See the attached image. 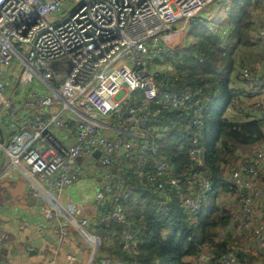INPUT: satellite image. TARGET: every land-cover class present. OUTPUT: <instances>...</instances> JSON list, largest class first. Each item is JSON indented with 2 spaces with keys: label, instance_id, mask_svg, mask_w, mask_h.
<instances>
[{
  "label": "built area",
  "instance_id": "1",
  "mask_svg": "<svg viewBox=\"0 0 264 264\" xmlns=\"http://www.w3.org/2000/svg\"><path fill=\"white\" fill-rule=\"evenodd\" d=\"M215 1L0 0V163L25 176L43 200V218L65 219L57 227V240L73 232L84 239L88 247L85 264H95L100 239L86 230L89 221L79 217L81 208L64 207L60 199L62 191L81 174L78 158L96 160L93 153L98 150L96 161L102 168L135 159L142 165L145 149H149L154 157L146 185L164 200L158 202L160 210L169 200L170 189L191 220L208 204L212 183L202 171L200 139L206 107L202 90H161L158 79L162 72L147 66L145 54L152 49L149 45L157 42L154 48L174 47L180 30ZM180 20L186 25L176 29ZM260 70V63L240 68L256 110L264 103ZM37 83L42 88L36 87ZM19 85L29 88L25 89L26 100L15 107L14 93ZM152 108L177 110L186 117L182 131L190 134L191 172L182 181L174 176L171 161L157 152L155 140L163 134L151 126ZM261 126L263 136L251 146L249 161L226 165L224 176L243 215L238 221L240 232L248 239L243 249L253 254V247L264 250V201L259 185L264 177V120ZM110 190L111 205L101 209L95 220L103 226L124 223L120 236L116 229L105 228L112 264H138L132 258L141 226L127 219L119 203L131 192L122 186ZM221 195V191L216 195L217 201ZM105 196L102 187L95 194L101 205ZM230 223L237 226L235 219ZM230 223L219 229V236L213 232L214 241L226 237ZM209 248L213 246H203L188 262L239 264L232 247L219 257L209 256ZM75 261L70 259V263ZM48 262L55 264V257L51 255Z\"/></svg>",
  "mask_w": 264,
  "mask_h": 264
},
{
  "label": "trees",
  "instance_id": "2",
  "mask_svg": "<svg viewBox=\"0 0 264 264\" xmlns=\"http://www.w3.org/2000/svg\"><path fill=\"white\" fill-rule=\"evenodd\" d=\"M262 2L228 0L225 17L213 20L216 28H211V21L199 15L192 17L187 24L189 38L165 53L170 56L174 73L162 72L158 79L161 90L184 91L200 87L205 98L200 139L204 148L202 171L212 183V192L207 206L193 223L184 213L174 190L170 189L169 200L160 210L157 196L151 194L145 180L140 181L131 172L127 176L122 174L118 187L127 188L131 196L119 203L126 208L127 219L134 226H141L137 252L132 258L138 264H190L185 261L186 257L196 255L203 246L212 245L218 254L228 249L225 244H214L213 239L215 228L226 224L229 216L219 210L215 202L220 190L230 185L223 176V165L232 166L231 161L239 151L250 149L263 136L260 120L235 121L226 116L227 108L236 102L229 82L236 66H253L260 55L264 56L262 42L255 34V12L262 10L264 13ZM247 50L252 53L244 58ZM246 59L248 61L244 62ZM152 120L158 126L163 127V123L169 127L162 137L156 138L155 145L157 152L171 161L174 176L182 181L191 172L187 152L190 134L182 131L186 117L177 110L152 108L150 123ZM122 226V222H111L104 228L120 229ZM164 231L167 232L165 236ZM242 259L239 256V260Z\"/></svg>",
  "mask_w": 264,
  "mask_h": 264
},
{
  "label": "crops",
  "instance_id": "3",
  "mask_svg": "<svg viewBox=\"0 0 264 264\" xmlns=\"http://www.w3.org/2000/svg\"><path fill=\"white\" fill-rule=\"evenodd\" d=\"M227 2H223L221 3V6H218L219 10L221 8H224L223 17H225L228 11ZM213 3H211L209 7ZM205 10L206 9L202 10L198 15L202 18L208 17V19H211L217 13V9L214 8L213 11L216 13L209 18V16L206 15L207 13ZM213 28H216L215 25H213ZM222 33L225 34L224 32ZM245 66L251 65L246 64ZM262 76L261 78L264 84V76ZM229 85L233 93V99H236V102L238 100H241V97L244 96L247 101L249 99V103L247 102V104H243L240 107H236L235 104H233L232 107L229 106L226 110V116L232 120L236 119V121H239L241 119H258L262 124L264 120V103L261 110H256L253 107L254 98H252L247 93L246 88L241 80L240 67L236 66L235 70L231 73ZM114 121L115 120L112 119L111 124L116 127L118 124H115ZM161 125H163V127L158 126L155 122H153V120L151 122V126L153 128H155L158 132L161 131L162 134H164L169 130V127L163 123H161ZM114 127L112 133L114 136H116L117 130ZM57 132L61 135H64L62 132ZM250 149L242 152L239 151L236 154L239 158L235 162V164L240 160H243L245 162L249 161L248 150L250 151ZM145 153L146 157L144 159V164L141 165L136 159L130 160L128 162L126 161L124 166H112L116 168L117 172L115 173H111V166L102 168L96 160L81 158L78 161L79 167L81 168V174L79 178L71 186L66 187L61 193L60 199L63 206L69 208V206L71 205H77L79 208H81L79 217H86L89 221L86 230L95 234L100 239V245L96 253L95 264H112V258L108 251L109 237H107L106 229L104 228V226L99 225V223L96 222L95 216L100 212L101 209L110 207V187H117L118 184H120L118 182L120 181V176L122 174L127 176L131 172V174L135 175V177L137 176L139 180H145L146 182V177L148 172H150L151 170L154 155H152L149 149H145ZM131 164L136 166H133L131 168ZM225 166L223 165V176H225L226 172ZM105 170L107 171V174H105ZM228 183L230 185L226 188H223L225 190L220 191L222 194H224L225 196L228 195L230 198L232 196L231 192L233 191V188L231 186V183ZM259 185L262 189V198L264 201V184L259 181ZM101 187L104 189L106 195L103 205H101V202H99L95 198L97 190ZM187 187L189 188L188 185ZM38 199H41L42 203H39ZM157 200L161 203L164 201L159 196H157ZM42 204V198H40L37 192L30 188L25 176L16 168H13L12 166L6 165L4 162H1L0 237H3V239L0 241V264H49L48 259L51 255L55 257V264H85L88 247L84 239L76 232H73L63 240H57V227L60 223L64 222L65 219L61 217H55L52 219L43 218L41 214ZM158 206L160 209V203H158ZM124 210H126V208H124ZM197 215L195 216L194 220H191L189 218L191 222L195 223L197 221ZM231 217H234L233 219H235L236 222L242 220L243 215L241 209L238 208L236 214H234L233 212H229L227 220L228 223L231 222ZM227 221L225 223H227ZM232 224L233 223H230V226L228 228L229 230L227 231H229L231 234H234L235 232H238L239 227L237 223V226H234ZM38 227H41L40 231L37 229ZM123 228L124 226H122L120 229L115 228L118 231L119 236ZM166 233L167 232L164 231L162 233L163 236H165ZM214 244L220 246L223 245L222 243H220V240L214 241ZM35 245H39L40 248L36 249ZM257 250L258 251L256 255L250 253L252 255L250 256V254H248V264H262V261L260 260L262 259V257L264 259V253L262 252L263 250ZM223 252L218 254V251L217 253H215L214 251L216 257H219ZM190 257L191 256L186 257L185 261L188 262L190 260ZM71 258H75L76 261L74 263H70ZM251 260L256 261L253 262Z\"/></svg>",
  "mask_w": 264,
  "mask_h": 264
},
{
  "label": "rangeland",
  "instance_id": "4",
  "mask_svg": "<svg viewBox=\"0 0 264 264\" xmlns=\"http://www.w3.org/2000/svg\"><path fill=\"white\" fill-rule=\"evenodd\" d=\"M217 1H215V3L217 2L216 4L213 3L215 5L212 4L210 7L208 6L209 8L207 7L208 9L205 8L206 9L205 11L207 13L206 15H208L209 18H210V16H212L213 14H215L217 12L215 14L216 16L214 15L211 19H208V17H205L207 19V21H211V22H209V24H210L209 26L211 28H213V25H214L213 24L214 23L213 20H216V19H219V18L222 19L223 15H224V8H221L219 10V7L218 6H221V3L227 2L228 0H217ZM262 3H263V9H264V0H263ZM214 8L217 9L216 12L213 11ZM255 22H256V28H257V31L255 32V34H257L259 36V39L261 40L262 45L264 46V13H263L262 10L255 12ZM183 25H186V23L184 24L183 20H180V21H178L175 24L176 29H180V27L183 26ZM188 38L189 37H188V26H187V29L184 30L182 28L180 30V35H179L178 39H176V41H178V43L176 45L181 46L182 44H184L185 40L188 39ZM176 41H174V42H176ZM158 43L159 42H157L153 46H150L149 45V47L150 48L152 47V49L150 51L148 50V52L145 54V62L146 61L149 62V63H147V66L149 68L154 69V70H159L161 72H165L166 75H170V74L174 73V67H173L172 63L169 61V57L170 56L167 55V54H165L169 48H166V47H164L162 45L159 46L158 48H154L155 46L158 45ZM165 45L166 46H170L169 44L168 45L165 44ZM263 51H264V48H263ZM249 53H252V52H249L247 50L245 52V54H244V58ZM259 59L260 60L257 59L258 60L257 62L260 63V66H261L260 74H262L264 72V56L262 57V55H260V58ZM245 61L247 62L248 59L244 60V62ZM35 85L39 89L42 88V85L41 84H38L37 83ZM27 88H29V86H20V85L16 88L17 92L14 93V100H13V102L15 104V107H19L21 105V103H23L26 100L27 91L25 89H27ZM21 95H24V96H21ZM130 97H132V95ZM247 102L249 103V99L247 101V99L244 98V96H242L241 97V100H238L235 103V106L236 107H240L243 104H247ZM234 120L236 121V119H234ZM239 121H244V120L241 119ZM248 154H250V151H248ZM93 157L96 160L99 158V151L98 150H96L93 153ZM238 158L239 157L237 155V157L234 160L231 161L233 163V165L238 160ZM80 159L81 158H78V161ZM99 165H100V163H99ZM133 166H136V165H132L131 164V168ZM115 172H117L116 171V168L115 167H112L111 168V173H115ZM105 174H107V171L106 170H105ZM259 181H261L264 184V177L260 178ZM217 205L219 206L218 209L219 210H221V209L224 210V212H226L227 215L229 214V212H233L234 214H236L237 213V209L240 208V205L238 204V201L235 200V199H233V195L229 198L228 195L225 196V195L222 194L221 197L218 198ZM231 218L233 219L234 217H231ZM227 223H228V221H227ZM236 223L238 224V227H239V223L238 222H236ZM221 227L222 226H219V227L215 228L214 233H217L216 234V237L219 236V234L221 233V231H219V229H221ZM216 240L218 241V239H216ZM220 243L225 244V248L232 247L236 251V254L238 256V263L239 264H248L249 263L248 254H250V252H246L243 249V244H247L248 243V239L246 238L245 234H243L239 230H238V232H235L234 234H231L229 231H227L226 237L222 238V240H220ZM202 248L199 251H201ZM213 248H209L208 249L209 252H210V255L209 256H213L215 254ZM252 250L254 251V254L256 255L258 250H255V247H253ZM97 251H98V249H97ZM97 251H96V253H97ZM262 252L264 253V250ZM239 256H242L243 259L242 260H239ZM87 257H88V251H87ZM95 257H96V254H95ZM251 261L255 262L256 260H251ZM260 261H262L261 263L264 264L263 257H262V259ZM194 264H197V263H194Z\"/></svg>",
  "mask_w": 264,
  "mask_h": 264
},
{
  "label": "water",
  "instance_id": "5",
  "mask_svg": "<svg viewBox=\"0 0 264 264\" xmlns=\"http://www.w3.org/2000/svg\"><path fill=\"white\" fill-rule=\"evenodd\" d=\"M38 202H39V203H42V202H41V199H40V200L38 199ZM40 246H41V241H40ZM40 246H39V245H35L36 249H37V248H40ZM35 251H36V250H35Z\"/></svg>",
  "mask_w": 264,
  "mask_h": 264
}]
</instances>
